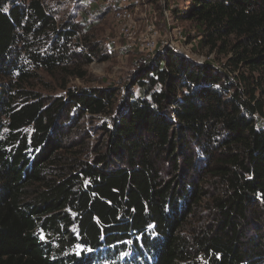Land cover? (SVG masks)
I'll use <instances>...</instances> for the list:
<instances>
[{
    "label": "trees",
    "instance_id": "1",
    "mask_svg": "<svg viewBox=\"0 0 264 264\" xmlns=\"http://www.w3.org/2000/svg\"><path fill=\"white\" fill-rule=\"evenodd\" d=\"M50 1L0 0V264H264V0L169 8L207 58L121 88L70 87L121 0Z\"/></svg>",
    "mask_w": 264,
    "mask_h": 264
},
{
    "label": "rangeland",
    "instance_id": "2",
    "mask_svg": "<svg viewBox=\"0 0 264 264\" xmlns=\"http://www.w3.org/2000/svg\"><path fill=\"white\" fill-rule=\"evenodd\" d=\"M118 0H106L104 5L117 3ZM131 1V0H126ZM186 0H141V5L132 8L125 19L109 11L93 26L94 40L99 51L111 54V58L103 60L95 57L93 62L84 68L85 77L73 80L70 87L75 88H121L131 76L133 66L141 57L156 58L154 50L160 44H172L178 54L192 62L202 63L206 54L198 51L193 45L194 29L188 23L175 22L170 18L169 8L177 5L183 7ZM61 4V14H70L80 5V0H51L50 4ZM108 3V4H107ZM185 4V3H184ZM95 7L103 6L96 2ZM62 16V15H61ZM154 57V58H152ZM53 86H56L53 84ZM96 264H133L129 257L115 256L107 249L96 251Z\"/></svg>",
    "mask_w": 264,
    "mask_h": 264
},
{
    "label": "built area",
    "instance_id": "3",
    "mask_svg": "<svg viewBox=\"0 0 264 264\" xmlns=\"http://www.w3.org/2000/svg\"><path fill=\"white\" fill-rule=\"evenodd\" d=\"M141 5V0H121L118 4L117 10H115V14L122 19H125L126 16L129 17L128 13L132 8H136ZM168 50L176 51L172 44H160L153 52V56L155 57L157 54H163ZM152 57V58H154Z\"/></svg>",
    "mask_w": 264,
    "mask_h": 264
}]
</instances>
